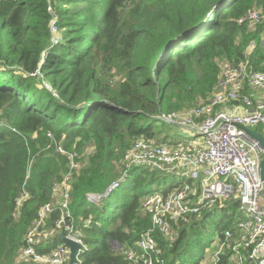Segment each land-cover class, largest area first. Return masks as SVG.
<instances>
[{
  "label": "trees",
  "instance_id": "16d2710c",
  "mask_svg": "<svg viewBox=\"0 0 264 264\" xmlns=\"http://www.w3.org/2000/svg\"><path fill=\"white\" fill-rule=\"evenodd\" d=\"M251 11L261 16L253 26ZM241 62L264 70V0H0V264H36L19 255L47 203L32 246L49 255L62 243L53 187L69 172L66 218L84 245L73 264H128L127 250H138L140 233L151 227L142 199L170 176L180 182L163 195L191 179L182 169L125 168L124 152L141 137L172 147L200 144L158 116L206 102L223 65ZM252 92L264 88L244 84L250 111ZM70 154L77 169H70ZM114 181L118 187L105 194ZM90 193L99 197L89 200ZM244 217L236 199L185 215L168 233H153V264H236L231 245ZM210 233L219 246L208 251Z\"/></svg>",
  "mask_w": 264,
  "mask_h": 264
},
{
  "label": "built area",
  "instance_id": "2783aa9c",
  "mask_svg": "<svg viewBox=\"0 0 264 264\" xmlns=\"http://www.w3.org/2000/svg\"><path fill=\"white\" fill-rule=\"evenodd\" d=\"M247 19L249 25L253 26L260 21L261 16L259 12L251 11ZM51 30L54 41H57V30L53 21ZM254 47L255 43L252 41L248 50ZM245 83L252 89H263L264 70H250L245 62L238 65L226 63L221 70L217 91L206 102L186 110L158 116L167 124L177 125L198 135L200 144L192 147H172L155 144L152 140L141 137L124 152L122 162L125 168L133 165H151L161 170L182 169L180 172H184L191 179V183H185L166 195L155 191L142 199V208L151 217V227L140 233L138 250H127L128 264L158 262L159 248L153 235L156 230L168 233L171 223L216 201L226 199H236L239 210L245 216L239 222V231L231 245L236 264H247L245 255L252 264H264V206L261 202L264 187L259 177V164L264 157V149L237 126L253 125L257 129L259 125H264V100L256 101L253 111L246 109L251 100L247 95H243ZM238 99H242L240 105L232 103ZM220 106L228 109L214 110ZM57 149L63 152L60 146H57ZM73 156H69L70 169H77L80 163L75 161ZM69 180L70 172L53 187L54 195L61 206V216L55 221V225L62 229L66 236L82 244L78 230L70 220L71 216L66 218L70 215ZM118 184V181L112 182L111 189L117 188ZM98 197L93 193L87 195L89 200ZM51 207L52 203H47L40 208L38 218L27 231V246L20 253V260H30L36 264H67L69 249L63 243L49 255L37 253L32 246L38 226ZM225 237L231 238L232 233L226 231ZM83 248L82 244L78 255ZM221 249L222 245L214 253V263L218 260Z\"/></svg>",
  "mask_w": 264,
  "mask_h": 264
},
{
  "label": "water",
  "instance_id": "95a60500",
  "mask_svg": "<svg viewBox=\"0 0 264 264\" xmlns=\"http://www.w3.org/2000/svg\"><path fill=\"white\" fill-rule=\"evenodd\" d=\"M221 3V2H220ZM240 129L243 130V132L251 139L256 141L259 145V147L264 149V134L259 132L256 128H249L245 125L239 124L237 125ZM259 177L262 181L263 187H264V157L261 159L259 164ZM111 190V186H109L106 190L107 194ZM94 194V193H93ZM98 196V194H96ZM104 194H101L100 196L103 197ZM56 235L60 238L61 242L68 247L69 249V259L67 264H73V262L76 261L77 255L79 250L82 248V244L68 236H66L62 231H59L56 233Z\"/></svg>",
  "mask_w": 264,
  "mask_h": 264
},
{
  "label": "rangeland",
  "instance_id": "374dc122",
  "mask_svg": "<svg viewBox=\"0 0 264 264\" xmlns=\"http://www.w3.org/2000/svg\"><path fill=\"white\" fill-rule=\"evenodd\" d=\"M113 74L114 75H116V76H119V75H121V72H120V70L118 69V68H114V71H113ZM252 96H253V98L256 100V101H260V100H264V92H262V93H253L252 92ZM236 112H240V110H236ZM248 127L249 128H255V126H253V125H248ZM263 127H264V125H259L258 127H257V129H258V131H260V132H262V133H264V130H263ZM183 134H182V133ZM178 134H179V136L181 135L183 138H188V141H192L193 143H199V141H200V138H199V136H195L192 132H190V131H186V130H184V129H180V130H178ZM61 147V146H60ZM62 148V147H61ZM58 150V149H57ZM89 151H91V147H88L87 148V153L89 152ZM177 182H180V178H179V176L178 175H175V176H170V177H168L167 178V183L166 184H164V185H161V186H159L158 188H157V191H161V190H163L164 189V187L165 186H167V185H170L171 183H177ZM185 184V183H184ZM184 184H180V186H182V185H184ZM264 196L262 197V199H261V202L262 203H264ZM138 241H139V239H138ZM207 243L208 244H210L209 246H208V251L210 250V247L211 246H213V245H215L216 247L217 246H219V243L217 242V234L216 233H210V236L208 237V239H207ZM206 249V250H207ZM127 259V258H126Z\"/></svg>",
  "mask_w": 264,
  "mask_h": 264
},
{
  "label": "crops",
  "instance_id": "0c3cea01",
  "mask_svg": "<svg viewBox=\"0 0 264 264\" xmlns=\"http://www.w3.org/2000/svg\"><path fill=\"white\" fill-rule=\"evenodd\" d=\"M263 206H264V203H263ZM241 221V220H240ZM234 256V255H233ZM235 257V256H234Z\"/></svg>",
  "mask_w": 264,
  "mask_h": 264
}]
</instances>
